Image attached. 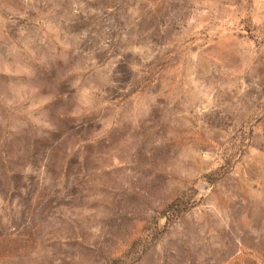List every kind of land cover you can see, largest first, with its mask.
I'll use <instances>...</instances> for the list:
<instances>
[{"label":"rangeland","instance_id":"rangeland-1","mask_svg":"<svg viewBox=\"0 0 264 264\" xmlns=\"http://www.w3.org/2000/svg\"><path fill=\"white\" fill-rule=\"evenodd\" d=\"M0 264H264V0H0Z\"/></svg>","mask_w":264,"mask_h":264}]
</instances>
